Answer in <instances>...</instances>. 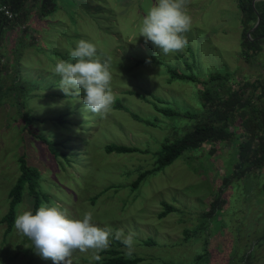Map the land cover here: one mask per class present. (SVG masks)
Returning a JSON list of instances; mask_svg holds the SVG:
<instances>
[{
    "label": "rangeland",
    "instance_id": "obj_1",
    "mask_svg": "<svg viewBox=\"0 0 264 264\" xmlns=\"http://www.w3.org/2000/svg\"><path fill=\"white\" fill-rule=\"evenodd\" d=\"M40 1L27 0L21 24L8 25L0 37V220L10 210L7 193L24 156L38 172L39 205L58 203L73 218L91 211L99 226L135 233L137 264H264V165L241 172L243 136L185 150L155 167L161 143L195 122L156 109L196 113L204 89L201 82L170 79L167 67L199 81L228 73L235 86L264 78V41L257 56L246 61L240 55L234 0H188V45L168 56L139 32L155 0H54L46 17ZM80 39L96 44L101 59L110 58L115 102L106 119L83 109L82 92L66 96L53 71L60 59L74 62L69 51ZM107 144L136 149L108 153ZM32 202L25 184L12 207L13 226L0 223V264H53L14 228ZM164 203L172 210L160 216ZM109 249L126 257L119 241ZM72 260L102 259L92 260L90 250Z\"/></svg>",
    "mask_w": 264,
    "mask_h": 264
},
{
    "label": "trees",
    "instance_id": "obj_2",
    "mask_svg": "<svg viewBox=\"0 0 264 264\" xmlns=\"http://www.w3.org/2000/svg\"><path fill=\"white\" fill-rule=\"evenodd\" d=\"M26 1L0 0V4H7L15 14L13 20H7L0 12V37L8 25L14 27L16 24H21L24 16L22 11ZM253 1L237 0L242 25L240 55L246 61L250 60L251 57L257 56L263 50L264 1L256 0L254 3ZM54 10V0L40 1L39 13L41 16L46 17L53 13ZM257 16L260 19L259 23L252 29L256 24ZM248 32L250 36H247ZM167 68L170 72V79L178 77L201 82L204 84V89H199L198 91L199 106L196 108V113H179L165 106L156 109L164 115L171 117L181 116L195 120V122L174 141L165 140L161 143L155 167L160 168L170 164L185 150L200 148L204 144L227 142L236 139V135L237 137L243 136L242 142L237 147L238 159L236 163L238 167L246 169L241 170V172L249 171L255 167H262L264 165V78L247 81L241 86H235L229 82L231 74L228 73L210 74L206 80L199 81L192 75L179 74L174 69ZM118 107L122 106L119 104ZM205 115L206 118H204ZM232 126L236 128L231 130ZM39 137L42 139L41 136ZM44 140L47 141V139ZM49 143L53 144L52 142ZM135 149V147L126 145L107 144L105 150L108 153L113 151L126 153L133 152ZM18 161L20 174L7 193L10 210L0 220V223L6 222L8 230L13 226L11 222L12 207L20 201L22 187L25 184L28 188V194L33 197L32 211L35 213L40 206V195L38 191H35L38 184V172L26 163L24 156H20ZM141 179L142 176L139 174L133 182V186H137ZM164 206L166 209L160 216H164L168 211L172 210L170 205L164 203ZM146 243L152 242L146 241ZM100 254L105 256L102 258L101 264H137L142 260L137 256L131 258L123 257L115 249H108Z\"/></svg>",
    "mask_w": 264,
    "mask_h": 264
},
{
    "label": "clouds",
    "instance_id": "obj_3",
    "mask_svg": "<svg viewBox=\"0 0 264 264\" xmlns=\"http://www.w3.org/2000/svg\"><path fill=\"white\" fill-rule=\"evenodd\" d=\"M187 3L188 0H155L139 29L145 43L151 42L165 56L185 51L186 33L192 25ZM69 56L74 62L60 59L53 69L60 77L59 89L66 96L82 92L83 109L106 119L115 102L110 58L101 59L96 44L85 39L76 42ZM14 228L32 242L37 255L50 259L53 264H73L75 252L90 250L92 260L100 261V253L110 248L113 239L124 245L126 257L131 258L135 251V233L101 227L94 222L91 211L85 212L82 218H73L58 203H41L35 213L32 210L19 213Z\"/></svg>",
    "mask_w": 264,
    "mask_h": 264
},
{
    "label": "built area",
    "instance_id": "obj_4",
    "mask_svg": "<svg viewBox=\"0 0 264 264\" xmlns=\"http://www.w3.org/2000/svg\"><path fill=\"white\" fill-rule=\"evenodd\" d=\"M0 12L7 20H13L15 17L14 12L5 3L0 4Z\"/></svg>",
    "mask_w": 264,
    "mask_h": 264
},
{
    "label": "crops",
    "instance_id": "obj_5",
    "mask_svg": "<svg viewBox=\"0 0 264 264\" xmlns=\"http://www.w3.org/2000/svg\"><path fill=\"white\" fill-rule=\"evenodd\" d=\"M234 4L236 5L237 10H238V15H236V13H234V16L236 18V21L238 22V27L241 29V35H242V25H241V22H240V15H241V13H240V10H239V8L237 6V0H234ZM221 6H222V3H219V7H221ZM218 23H220V22H218Z\"/></svg>",
    "mask_w": 264,
    "mask_h": 264
},
{
    "label": "water",
    "instance_id": "obj_6",
    "mask_svg": "<svg viewBox=\"0 0 264 264\" xmlns=\"http://www.w3.org/2000/svg\"><path fill=\"white\" fill-rule=\"evenodd\" d=\"M254 1H256V0H254ZM254 1H253V3H254ZM264 1V0H263ZM259 16H257V21H256V24L254 25V27L252 28V29H254L256 26H257V24L259 23ZM247 36H249V32L247 33Z\"/></svg>",
    "mask_w": 264,
    "mask_h": 264
}]
</instances>
